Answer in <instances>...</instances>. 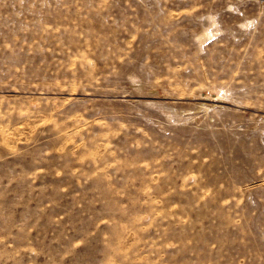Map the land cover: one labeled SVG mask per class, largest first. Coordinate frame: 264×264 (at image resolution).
<instances>
[{
    "label": "rangeland",
    "instance_id": "374dc122",
    "mask_svg": "<svg viewBox=\"0 0 264 264\" xmlns=\"http://www.w3.org/2000/svg\"><path fill=\"white\" fill-rule=\"evenodd\" d=\"M0 264H264V0H0Z\"/></svg>",
    "mask_w": 264,
    "mask_h": 264
}]
</instances>
